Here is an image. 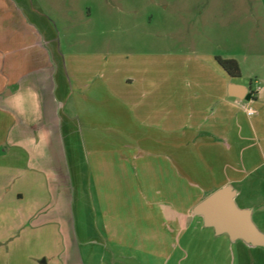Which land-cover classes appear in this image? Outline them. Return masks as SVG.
<instances>
[{
    "label": "rangeland",
    "instance_id": "374dc122",
    "mask_svg": "<svg viewBox=\"0 0 264 264\" xmlns=\"http://www.w3.org/2000/svg\"><path fill=\"white\" fill-rule=\"evenodd\" d=\"M52 1L63 14L62 54L69 40L74 53H110L107 60L118 67L117 77H149L156 67L161 76L189 77L193 68L200 73V62L206 65L217 55L239 61L242 75L237 81L253 87L263 85L264 0ZM88 8L93 15L90 20L85 18ZM105 104L109 126L105 132L96 131L93 140L80 119L67 121L59 131L66 110L61 104L49 107L45 141L54 146L32 148L40 163L35 159L28 162L21 149L28 135L32 140L42 135L38 122L30 126L28 134L24 123L1 116L0 153L7 148L10 155L3 167L0 162V264H163L165 245L156 241L137 244L135 235L146 210L143 205H154L151 213L160 224L159 230L153 229L157 240L169 241L173 235L163 226L171 218L167 219L171 209L166 205L174 200L182 209L192 202V195L209 186L200 181L203 167L195 149L163 145L165 134H153L149 129L139 132L135 126L125 133L119 102L112 98ZM99 159L105 162L99 165ZM89 160L93 162L90 165ZM121 168L130 175L128 181H108L104 190L103 182L91 184L85 179L89 172L118 174ZM172 169L176 175L173 182L146 180ZM8 185L12 192H25V200L14 201L12 193L4 191ZM8 206L24 212L1 213ZM104 221L111 231L107 242L100 238L103 230L98 227ZM253 221L264 233L256 217ZM122 225L130 226L126 234L122 228L123 237ZM241 255L244 259L236 264H264V247L250 248ZM194 262L182 264H198Z\"/></svg>",
    "mask_w": 264,
    "mask_h": 264
},
{
    "label": "crops",
    "instance_id": "0c3cea01",
    "mask_svg": "<svg viewBox=\"0 0 264 264\" xmlns=\"http://www.w3.org/2000/svg\"><path fill=\"white\" fill-rule=\"evenodd\" d=\"M47 1L0 0V118L4 115L24 123V132L28 134L32 124L38 122L42 135L37 140L28 135L23 147L16 143L24 149L23 155L27 156L28 162L34 159L35 163L41 162L39 155H32V148L39 150L54 146L53 142L48 145L45 141L49 107L53 109L54 105L61 104L66 110L59 131L63 130L61 127L67 121L80 119L79 123L86 127L89 138L93 140L96 131L105 132L108 129L105 102L110 103L114 98L119 102L125 133L132 126L139 128V132L149 129L153 134L166 135V142L155 140L163 145L167 144L175 150L177 147L195 149L203 167L200 181L209 185L203 187L204 191L192 195V202L182 209L174 200L166 205L171 209L170 215L166 213L167 219L171 218L168 223L164 221L163 226L173 235L169 241L157 240L159 238L153 229L159 230L160 224L151 213L153 208L150 207L154 205L146 202L143 205L146 210L142 211L143 222L135 235L137 244L144 246L156 241L157 245H165L167 255L162 258L163 264L187 261L236 264L241 261V254H247L255 246L242 240H232L227 234H216L213 228L205 226L203 218L195 215L193 209L214 191L231 186L236 203L240 202L237 205L250 210L252 219L256 217L264 230V78L260 87L247 86L237 81L240 77H230L224 71L216 60L217 55H213L214 60L212 58L206 65L200 62V73L193 68L188 73L189 77L161 76L157 67L149 77H133L130 74L117 77L120 72L118 67L107 60L110 53H74L73 42L69 40L65 55L62 54L60 26L63 14L54 1ZM46 6L51 7L52 12ZM92 16V10L88 8L85 18L90 20ZM232 85L233 91L230 88ZM247 93L251 94L250 99L246 98ZM9 155L7 148L1 151L2 167ZM100 160L98 164L102 165L105 161ZM88 163L93 162L89 160ZM174 169L161 175L147 176L146 180L173 182L176 179ZM34 175L36 178L39 176L37 171ZM129 178L124 168L118 174L89 172L85 177L91 184L103 182V190L108 181H128ZM188 187L191 188L190 185ZM4 191L12 193L16 202L25 200V192L21 189L12 192L8 185ZM15 211L24 212L19 207L11 210L8 206L1 213ZM93 225L97 227L95 223ZM122 226L123 237L125 229L129 230L130 226ZM98 227L103 230L100 238L107 242L111 231L105 221L103 226ZM144 228L151 231L145 232ZM108 256L111 262L112 253Z\"/></svg>",
    "mask_w": 264,
    "mask_h": 264
},
{
    "label": "water",
    "instance_id": "95a60500",
    "mask_svg": "<svg viewBox=\"0 0 264 264\" xmlns=\"http://www.w3.org/2000/svg\"><path fill=\"white\" fill-rule=\"evenodd\" d=\"M233 86L230 87L231 91ZM246 98L250 99L251 94L247 93ZM193 212L201 216L205 226L213 228L216 234H227L232 240L264 247V233L255 225L251 211L237 205L235 191L231 186L214 191L199 202Z\"/></svg>",
    "mask_w": 264,
    "mask_h": 264
},
{
    "label": "trees",
    "instance_id": "16d2710c",
    "mask_svg": "<svg viewBox=\"0 0 264 264\" xmlns=\"http://www.w3.org/2000/svg\"><path fill=\"white\" fill-rule=\"evenodd\" d=\"M216 60L230 77H241V68L236 59H225L221 56H217Z\"/></svg>",
    "mask_w": 264,
    "mask_h": 264
}]
</instances>
